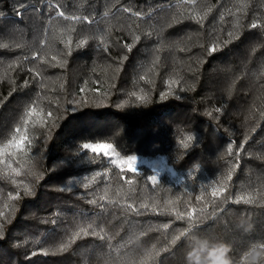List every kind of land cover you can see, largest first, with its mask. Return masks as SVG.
<instances>
[{
	"label": "trees",
	"instance_id": "16d2710c",
	"mask_svg": "<svg viewBox=\"0 0 264 264\" xmlns=\"http://www.w3.org/2000/svg\"><path fill=\"white\" fill-rule=\"evenodd\" d=\"M21 136L0 264H184L191 212L238 259L264 240V0H0V148Z\"/></svg>",
	"mask_w": 264,
	"mask_h": 264
},
{
	"label": "clouds",
	"instance_id": "9594fccd",
	"mask_svg": "<svg viewBox=\"0 0 264 264\" xmlns=\"http://www.w3.org/2000/svg\"><path fill=\"white\" fill-rule=\"evenodd\" d=\"M237 227L250 233L254 224L251 218L241 219ZM231 251L230 244L193 231L185 241L184 264H264V240L250 241L238 259H233Z\"/></svg>",
	"mask_w": 264,
	"mask_h": 264
},
{
	"label": "snow or ice",
	"instance_id": "6c2138e0",
	"mask_svg": "<svg viewBox=\"0 0 264 264\" xmlns=\"http://www.w3.org/2000/svg\"><path fill=\"white\" fill-rule=\"evenodd\" d=\"M59 15L60 16H64V13L63 12H59ZM139 15V14H137ZM70 19H73V20H77V19H80V17H77V16H72L70 17ZM84 19H87V17H85ZM253 27H256V25H253ZM81 44H84L85 41H80ZM215 50V48H213V51ZM17 132H19V129H17ZM26 139L25 136H21L20 140L17 141L15 139H13L12 141H9L8 145L4 146L3 148H0V156L4 155L8 148H22L23 146V141ZM83 147L85 149H89L91 148L92 151L96 152L100 149H104L105 150V155H107V149L111 148L112 145L111 144H105V145H89V144H84ZM231 150V149H229ZM132 160H136L135 157H132L131 158ZM135 170V169H133ZM13 171H16L17 174H18V170L16 169H13ZM149 179H151L153 182H156V179L157 177L155 175L153 176H150ZM225 191V188L223 186L219 187L218 189H214L211 193V195L213 197H221L222 194L224 193ZM202 199V198H201ZM247 202H252L250 198H248V201ZM175 209H173L174 211ZM185 214H181L182 218ZM189 219H188V228L184 229L182 232H180L179 235L175 236L172 240V244H176L177 241H180L182 238H183V243H185V241L190 237V234L193 232V231H196L198 232V230H195L194 229V226L195 224H198L203 216V213H201L200 216H197L195 214V212H191V213H187L186 214ZM164 228H167L168 225H164L163 226ZM81 234L83 235H88L89 232L86 228H81L79 232L75 233L74 237H73V240L75 239L76 236H80ZM92 235H97V233H92ZM69 246V244L67 243H62L59 248L56 250L58 252H63V251H66L67 250V247ZM168 249H165V251H167ZM156 255H159V253L157 252ZM149 260H155V257L152 256V255H149L148 257Z\"/></svg>",
	"mask_w": 264,
	"mask_h": 264
},
{
	"label": "rangeland",
	"instance_id": "374dc122",
	"mask_svg": "<svg viewBox=\"0 0 264 264\" xmlns=\"http://www.w3.org/2000/svg\"><path fill=\"white\" fill-rule=\"evenodd\" d=\"M121 9L124 12V15L122 17L123 20L125 22H130V18L126 14V10L124 8H121ZM126 16L128 17V21L125 20ZM86 23H88V25H89V21H86V22H84V26H85ZM42 49H43V44L40 45V47H39V50H42ZM105 144H109V143L96 142V143H92L90 145H105ZM100 150L105 151L104 149H100ZM112 150L113 149L111 147V148L107 149L106 151L107 152H112ZM132 157H135L136 160H132L131 159ZM117 163L118 164L124 163L125 165H127L129 167H133V166H136L138 164H145V165H148L149 167L155 169L156 171H169L170 173H174V169L172 168L171 165L166 163V160H165L164 156H162V155H156V156H153V157H149V156H146V155L131 154V155L124 156L121 159H118Z\"/></svg>",
	"mask_w": 264,
	"mask_h": 264
}]
</instances>
